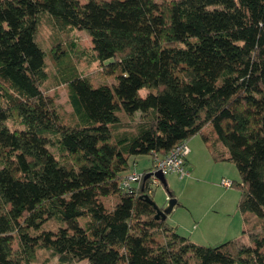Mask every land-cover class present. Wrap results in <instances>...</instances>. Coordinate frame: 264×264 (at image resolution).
Segmentation results:
<instances>
[{"label": "trees", "instance_id": "1", "mask_svg": "<svg viewBox=\"0 0 264 264\" xmlns=\"http://www.w3.org/2000/svg\"><path fill=\"white\" fill-rule=\"evenodd\" d=\"M42 16L84 31L113 79L58 68L68 119L45 85ZM195 134L239 172L245 239L192 242L149 177L120 186L131 157ZM39 250L62 264H264V0H0V264Z\"/></svg>", "mask_w": 264, "mask_h": 264}, {"label": "rangeland", "instance_id": "2", "mask_svg": "<svg viewBox=\"0 0 264 264\" xmlns=\"http://www.w3.org/2000/svg\"><path fill=\"white\" fill-rule=\"evenodd\" d=\"M37 39L49 54L46 59L48 78L45 85L48 86L49 93L54 95L64 119L69 118L71 107L67 99L66 86L59 82L58 68L74 67L80 74L89 77L95 85L104 79L112 82L113 79L103 73V68L98 62H89L92 43L84 31L79 29L57 30L49 17L42 16ZM70 41L75 44L74 47L69 48ZM60 45L67 50V55L61 63L53 61L50 56L52 46L58 49ZM140 94L144 95L145 91L141 89ZM188 141L191 152L186 165L188 164L190 176L180 178L174 173L164 175L167 188L173 192L177 201L167 215L166 222L174 226L177 233L201 245H217L239 237L245 239L242 234L243 215L238 208L240 176L235 164L229 161L214 160L200 134L191 136ZM150 164L148 154L131 157L128 172H143L150 168ZM225 182L231 184L225 185ZM152 190L155 204L160 208L166 207L168 195L165 186L160 182L152 185ZM84 221V218H78L80 224ZM251 222L253 223L254 219ZM33 264L62 263L50 257L46 251L39 250ZM69 264H87V261H75Z\"/></svg>", "mask_w": 264, "mask_h": 264}, {"label": "built area", "instance_id": "3", "mask_svg": "<svg viewBox=\"0 0 264 264\" xmlns=\"http://www.w3.org/2000/svg\"><path fill=\"white\" fill-rule=\"evenodd\" d=\"M189 153V147L186 141L176 144L169 152L166 154H160L158 152H153L150 154V171L160 170L165 173H174L180 178L188 176L189 172L186 168V156ZM144 172L130 171L126 173L120 180V186L122 189L129 190L132 187H139L141 182L144 180ZM150 182L148 185L147 192L152 194V185H157L160 183V180L151 175ZM225 185H230V182H225ZM168 200V197L166 198Z\"/></svg>", "mask_w": 264, "mask_h": 264}, {"label": "water", "instance_id": "4", "mask_svg": "<svg viewBox=\"0 0 264 264\" xmlns=\"http://www.w3.org/2000/svg\"><path fill=\"white\" fill-rule=\"evenodd\" d=\"M151 175L156 176L163 185L166 184L165 179H164V174L162 171H160V170L150 171V172L145 174L144 179H147ZM176 202L177 201L175 198L168 200L166 207H164L163 210H161L159 212V213H161L162 217H165L167 214H169L171 212V210H172L173 206L176 204Z\"/></svg>", "mask_w": 264, "mask_h": 264}, {"label": "crops", "instance_id": "5", "mask_svg": "<svg viewBox=\"0 0 264 264\" xmlns=\"http://www.w3.org/2000/svg\"><path fill=\"white\" fill-rule=\"evenodd\" d=\"M186 142H187V145H188V140H186ZM188 147H189V145H188ZM191 152V147H189V153ZM189 153L187 154V156H186V162L188 163L189 162V159H188V156H189ZM186 168H187V170H188V172H189V175L188 176H190V170L188 169V164L186 165ZM186 177V176H185ZM167 198V197H166Z\"/></svg>", "mask_w": 264, "mask_h": 264}]
</instances>
